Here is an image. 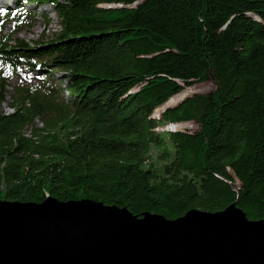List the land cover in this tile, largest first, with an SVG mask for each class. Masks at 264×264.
Masks as SVG:
<instances>
[{
  "label": "trees",
  "instance_id": "1",
  "mask_svg": "<svg viewBox=\"0 0 264 264\" xmlns=\"http://www.w3.org/2000/svg\"><path fill=\"white\" fill-rule=\"evenodd\" d=\"M32 3L60 29L29 46L16 37L27 13L0 15V201L88 200L168 220L236 203L264 219V0ZM27 73L37 84L9 96ZM209 76L215 90L152 117ZM189 122L197 132L155 131Z\"/></svg>",
  "mask_w": 264,
  "mask_h": 264
},
{
  "label": "water",
  "instance_id": "2",
  "mask_svg": "<svg viewBox=\"0 0 264 264\" xmlns=\"http://www.w3.org/2000/svg\"><path fill=\"white\" fill-rule=\"evenodd\" d=\"M0 264H264V219L236 203L168 220L88 200L0 201Z\"/></svg>",
  "mask_w": 264,
  "mask_h": 264
},
{
  "label": "rangeland",
  "instance_id": "3",
  "mask_svg": "<svg viewBox=\"0 0 264 264\" xmlns=\"http://www.w3.org/2000/svg\"><path fill=\"white\" fill-rule=\"evenodd\" d=\"M6 0V4H0V13L9 12L13 14H17L19 12L27 13L26 24L22 26L16 37L19 40L27 43L29 46H35L36 44L47 43L55 38L56 34L59 32V20L56 14L53 12L52 8L46 4H35L32 3V0ZM30 3V4H28ZM11 27L7 26L5 28V33L10 31ZM62 73L58 72L57 76H60ZM37 84V79H34L32 73H27L25 76L11 78L8 86L6 87V91L10 94L12 93V88L14 86H32ZM216 84L213 79L209 76L208 80L188 87L184 90L191 91V95H202L207 94L215 90ZM9 96L6 98V102L2 105L1 110L3 113H10V108L8 104L11 102ZM66 97V94L64 95ZM161 109H157L152 117L159 118L161 114ZM165 125L159 128H156L155 131L158 133L166 132ZM199 129V126L195 122L182 123L175 125L171 130H178L181 132H189L195 133ZM171 132V131H170ZM177 132V131H176ZM154 154V153H153ZM235 185H238L237 181Z\"/></svg>",
  "mask_w": 264,
  "mask_h": 264
},
{
  "label": "bare ground",
  "instance_id": "4",
  "mask_svg": "<svg viewBox=\"0 0 264 264\" xmlns=\"http://www.w3.org/2000/svg\"><path fill=\"white\" fill-rule=\"evenodd\" d=\"M0 4H6V0H0ZM191 91L189 90H183L180 94L172 97L171 99H169V101L167 102V106H175L177 105L180 101H182L183 99H185L186 97L190 96L191 95ZM10 112H11V109H9ZM157 110V109H156ZM175 125H169L167 127H165V131H171V132H175V131H178V130H171L172 128H174ZM177 126V125H176Z\"/></svg>",
  "mask_w": 264,
  "mask_h": 264
},
{
  "label": "snow or ice",
  "instance_id": "5",
  "mask_svg": "<svg viewBox=\"0 0 264 264\" xmlns=\"http://www.w3.org/2000/svg\"><path fill=\"white\" fill-rule=\"evenodd\" d=\"M3 13H0V15H2Z\"/></svg>",
  "mask_w": 264,
  "mask_h": 264
}]
</instances>
